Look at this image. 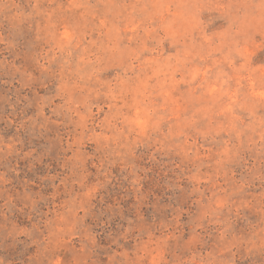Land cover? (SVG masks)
I'll use <instances>...</instances> for the list:
<instances>
[{
    "label": "rangeland",
    "instance_id": "374dc122",
    "mask_svg": "<svg viewBox=\"0 0 264 264\" xmlns=\"http://www.w3.org/2000/svg\"><path fill=\"white\" fill-rule=\"evenodd\" d=\"M0 264H264V0H0Z\"/></svg>",
    "mask_w": 264,
    "mask_h": 264
}]
</instances>
